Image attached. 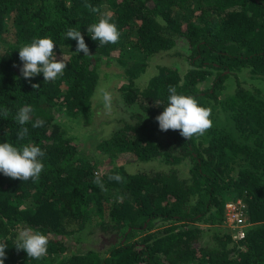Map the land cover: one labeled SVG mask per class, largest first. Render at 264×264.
<instances>
[{"label":"trees","instance_id":"trees-1","mask_svg":"<svg viewBox=\"0 0 264 264\" xmlns=\"http://www.w3.org/2000/svg\"><path fill=\"white\" fill-rule=\"evenodd\" d=\"M86 3L112 13L118 43L91 39L87 26L99 14ZM68 28L81 31L89 56L75 53ZM39 37L52 38L56 55H67L55 81L20 74L19 48ZM178 46L174 54L186 68L159 66L144 87L135 82L156 54ZM102 63L122 69L118 98L131 109V122L105 137L83 128L93 120L101 77L110 78L101 74ZM244 73L264 80V0H0V109L10 110L0 117V143L35 144L45 153L38 182L0 173L5 264H264V93L243 87ZM169 86L211 109L213 126L204 136L185 140L159 130L155 117ZM26 105L33 122L45 123L27 124L21 141L13 117ZM124 154L164 170L129 173L115 164ZM106 157L109 168L100 166ZM116 172L124 182L107 179ZM97 175L107 191L94 183ZM238 199L247 222L243 238L228 227L212 231V246L198 244L204 225L226 227L225 203ZM27 227L49 237L45 258L17 252V234ZM86 229L113 241L69 252L64 238Z\"/></svg>","mask_w":264,"mask_h":264},{"label":"clouds","instance_id":"clouds-1","mask_svg":"<svg viewBox=\"0 0 264 264\" xmlns=\"http://www.w3.org/2000/svg\"><path fill=\"white\" fill-rule=\"evenodd\" d=\"M85 8L92 13H98V22L87 26V32L93 41H98L100 46L116 44L120 39V31L116 23L112 22V13H101L100 6L85 4ZM66 39L71 38L76 41L75 53L83 52L84 56H89V47L85 42L81 31L76 28H68L64 34ZM56 44L50 37L33 38L31 43L19 48V60L21 76L28 81L39 74H43L44 82L55 81L63 76L67 63L63 58L57 59L55 52ZM33 89H39V84H32ZM169 95L164 110L155 119L158 122L160 131H178L185 140L193 137L199 138L205 135L213 126L210 119L211 109L201 106L192 96L178 94L174 86H169ZM103 107L106 114L113 111V94L108 90H101ZM158 105V104H157ZM33 109L31 106H22L15 113L13 119L20 125L17 132V139L24 140L29 133L27 124L31 123L32 128H41L44 121L37 119L32 121ZM10 110L0 109V117L8 118ZM44 151L35 144L14 145L9 142L0 143V173L11 179L21 181L32 180L38 182L44 163L42 158ZM109 181L117 183L124 182V177L116 172L108 175ZM94 183L101 191H107L104 179L101 175L95 177ZM49 237L31 227L23 228L17 234L14 246L19 252L23 250L27 257L33 260H41L48 255ZM7 243L0 241V264H5L7 258Z\"/></svg>","mask_w":264,"mask_h":264},{"label":"rangeland","instance_id":"rangeland-1","mask_svg":"<svg viewBox=\"0 0 264 264\" xmlns=\"http://www.w3.org/2000/svg\"><path fill=\"white\" fill-rule=\"evenodd\" d=\"M176 51H179V46L169 51L156 54L151 59L148 65L147 68L148 73L143 74L141 78H139L135 82L140 87H144L145 84L148 82L150 76L156 73L157 68L159 66L176 65L179 66L180 70L186 68L187 66H184V63H182V58L179 55L177 56L174 54ZM56 56L57 59L63 58L65 60L67 58V55L62 53H59ZM101 68H102L101 74L107 72L110 78H107L105 76L101 77L102 79L92 99V104L95 109L93 120L89 126L84 125L83 128L91 130V133L97 132L102 137H105V136H109L112 132H114L118 128H121L126 122H131V118H130L131 109L124 108V106L120 104L118 98V87L122 82L125 81L123 78L122 69L115 63H111L110 65H105L104 63H102ZM240 80L243 87L245 88L251 86L261 87L264 93V80L262 78L251 79L250 76L247 75V73H244L240 76ZM102 89L108 90L113 94V111L111 114H106L104 110L102 95H101ZM91 143L92 142L89 143V140H82L80 142V145H82L83 148L85 149L91 150L92 149ZM101 164L100 166L104 168H109L113 165V163L110 162V159L108 157L104 158ZM115 164L123 166L124 168H126V171L129 173H151L158 170H164L161 164L156 161H149V162L136 161L130 159L126 154L118 156ZM228 223L229 221L225 218L224 224L226 227H224L223 225L217 226L213 224L204 225L203 228H206L207 231H205L204 234H201L198 244L212 246L213 241L210 236L212 231L224 230L223 228H228V226H230ZM89 231H90L89 229H86L81 233L75 234L74 236H68L64 238L63 242L67 246L68 251L73 253H78L82 251L84 252L87 249H94L96 247L100 248L101 246L102 248H104V246L106 247L110 242L113 241L112 239L111 240L108 239L109 236H106L105 239H107L108 242L107 241L103 242L101 241V236H99L98 233L89 234L88 233Z\"/></svg>","mask_w":264,"mask_h":264},{"label":"built area","instance_id":"built-area-1","mask_svg":"<svg viewBox=\"0 0 264 264\" xmlns=\"http://www.w3.org/2000/svg\"><path fill=\"white\" fill-rule=\"evenodd\" d=\"M225 218L229 221V229L233 232L232 236L235 239H241L244 236V228L247 222L243 216L241 200L227 201L225 203ZM227 225V224H226ZM18 264V263H15Z\"/></svg>","mask_w":264,"mask_h":264}]
</instances>
